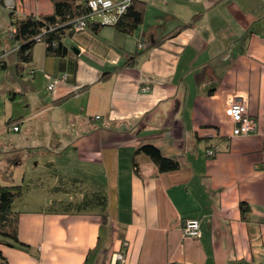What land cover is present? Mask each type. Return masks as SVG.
Masks as SVG:
<instances>
[{
    "label": "crops",
    "instance_id": "0c3cea01",
    "mask_svg": "<svg viewBox=\"0 0 264 264\" xmlns=\"http://www.w3.org/2000/svg\"><path fill=\"white\" fill-rule=\"evenodd\" d=\"M6 3L16 18L52 13L50 0ZM181 6L192 18L170 28L125 35L105 25L66 37L64 57L47 56L42 43L28 64L1 57L0 185H19L24 159L43 161L52 190L84 181L80 191L56 192L57 203L100 191L108 225L103 236L95 213L46 211L54 200L18 210L17 237L30 249L0 242L7 264H84L100 237L92 264H110L118 251L124 264H264V0ZM1 44L9 54L8 36ZM232 97L255 118L249 135H231ZM147 144L179 168L159 172L139 154L135 169L134 153ZM186 219L199 220L196 239L181 238Z\"/></svg>",
    "mask_w": 264,
    "mask_h": 264
},
{
    "label": "trees",
    "instance_id": "16d2710c",
    "mask_svg": "<svg viewBox=\"0 0 264 264\" xmlns=\"http://www.w3.org/2000/svg\"><path fill=\"white\" fill-rule=\"evenodd\" d=\"M89 0H50L52 5V13L48 15H26L21 18L14 17V9L9 8L10 28L8 33V40L13 44L9 54L6 51L0 53V67L4 66V60L1 57L8 55L15 58V60L22 64H28L32 60V49L35 44L42 43L45 48V54L52 57H64L67 54V49L63 44L66 37L72 34L81 33L75 32L74 27L76 22L81 17L89 13L87 2ZM6 0H0L3 4ZM146 2L143 0H134L127 10L118 18V20L111 25L114 29L122 34L131 35L143 22L144 8ZM105 25L99 23H87L84 31L91 29L98 31ZM187 25L180 27L185 28ZM173 33H176L178 30ZM82 31V32H84ZM4 58V57H3ZM30 74L34 73L31 69ZM15 93H12L13 97ZM13 99V98H12ZM20 118L15 120H8L7 124L17 122ZM18 128V125H15ZM142 154L146 156L157 168L159 172L173 171L179 168V163L175 159L164 157L158 148L152 145H142L139 147L133 156L132 164L137 168L135 156ZM212 154V152H211ZM70 182V183H69ZM84 181L76 178L69 179V181L62 182L60 185L54 187L56 192H64L71 194L75 191H80L81 184ZM64 184H68L65 188ZM62 185V186H61ZM23 187L21 185H0V242L8 246H19L24 250H29L30 247L22 244L17 237L18 211L13 209V203L22 195ZM107 200L104 193L100 191H87L78 202H65L49 205L46 211L52 212L54 209H61L66 213L73 214H91L95 213L100 216V231L104 236L107 227L106 215ZM245 203L240 204V210L243 213L247 211ZM98 245L88 252L84 264H92L95 255L99 251ZM0 264H7L0 254Z\"/></svg>",
    "mask_w": 264,
    "mask_h": 264
},
{
    "label": "rangeland",
    "instance_id": "374dc122",
    "mask_svg": "<svg viewBox=\"0 0 264 264\" xmlns=\"http://www.w3.org/2000/svg\"><path fill=\"white\" fill-rule=\"evenodd\" d=\"M156 0L147 1L144 8V17L143 22L139 26L140 30L145 32L157 23H160L161 27L170 28L175 24V18H182L190 20L192 18L191 11L189 12L186 6H181L183 0ZM154 3V6L152 5ZM187 4V3H185ZM183 3V5H185ZM193 5V4H190ZM10 10L8 8V3H0V48L2 46L1 39H4L8 36L10 21H9ZM7 75L4 69H0V91L3 92L5 87ZM2 104V103H1ZM0 104V111L3 107ZM36 162L38 165H36ZM39 162V163H38ZM43 161H37L33 159H24V162L20 169L15 173L16 184L21 183V175H25L26 182L23 185L22 195L15 200L13 204V209L18 210H28L30 209H39L43 208V204L46 201H53L54 205L57 206V198H59L56 191L52 190V182L54 181L52 175L53 171L47 168ZM20 172V173H18ZM23 175V176H24ZM14 179V177H13ZM40 181L39 187L36 186L37 182ZM60 196L65 194L64 192L60 193ZM64 200H67V197H62ZM44 202V203H43ZM106 233H108V225L106 227Z\"/></svg>",
    "mask_w": 264,
    "mask_h": 264
},
{
    "label": "built area",
    "instance_id": "2783aa9c",
    "mask_svg": "<svg viewBox=\"0 0 264 264\" xmlns=\"http://www.w3.org/2000/svg\"><path fill=\"white\" fill-rule=\"evenodd\" d=\"M134 0H89L87 8L89 13L77 20L74 27L75 32H82L87 23H99L102 25H113L118 18L127 10ZM145 2L151 0H143ZM142 48V45H138ZM50 79L49 76H46ZM56 81H52L48 90H52ZM142 92H147L148 87H143ZM224 115L231 121L232 136H246L254 132L256 127L255 118L249 114L247 103L242 97H232L227 101ZM13 131H18L17 127H12ZM211 155V152H209ZM200 222L197 219H186L180 228L182 239H196L199 235ZM125 255L122 251L116 252L110 260V264H124Z\"/></svg>",
    "mask_w": 264,
    "mask_h": 264
}]
</instances>
